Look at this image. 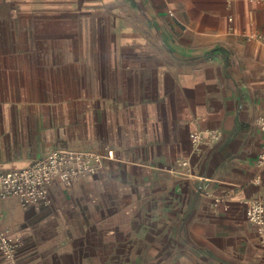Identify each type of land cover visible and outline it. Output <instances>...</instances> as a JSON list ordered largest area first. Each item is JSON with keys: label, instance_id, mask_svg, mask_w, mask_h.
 Segmentation results:
<instances>
[{"label": "crops", "instance_id": "0c3cea01", "mask_svg": "<svg viewBox=\"0 0 264 264\" xmlns=\"http://www.w3.org/2000/svg\"><path fill=\"white\" fill-rule=\"evenodd\" d=\"M140 1L152 22L125 0H0L27 46L0 47V170L115 153L47 206L0 199L14 264H264L245 216L264 201V0Z\"/></svg>", "mask_w": 264, "mask_h": 264}, {"label": "built area", "instance_id": "2783aa9c", "mask_svg": "<svg viewBox=\"0 0 264 264\" xmlns=\"http://www.w3.org/2000/svg\"><path fill=\"white\" fill-rule=\"evenodd\" d=\"M254 124L264 132V114L258 115ZM189 138L192 143L202 140L197 132L190 133ZM217 138V132L209 134V139ZM112 160H115V153L107 148L103 152L78 148L52 150L25 168L0 170V199L16 197L24 208L47 206L53 184L59 183L68 189L84 175L99 174L104 164ZM182 164L188 162L182 161ZM257 166H264V145L258 154ZM245 216L260 231L264 230V201H246ZM18 246V240L0 228L2 264L15 263Z\"/></svg>", "mask_w": 264, "mask_h": 264}, {"label": "rangeland", "instance_id": "374dc122", "mask_svg": "<svg viewBox=\"0 0 264 264\" xmlns=\"http://www.w3.org/2000/svg\"><path fill=\"white\" fill-rule=\"evenodd\" d=\"M13 29L10 26L1 24L0 25V47L1 48H19L27 47L24 44V41H21V38L18 34L17 40L14 41L12 38Z\"/></svg>", "mask_w": 264, "mask_h": 264}, {"label": "water", "instance_id": "95a60500", "mask_svg": "<svg viewBox=\"0 0 264 264\" xmlns=\"http://www.w3.org/2000/svg\"><path fill=\"white\" fill-rule=\"evenodd\" d=\"M140 16L144 17L148 22H152L148 13L144 9L140 0H125Z\"/></svg>", "mask_w": 264, "mask_h": 264}]
</instances>
